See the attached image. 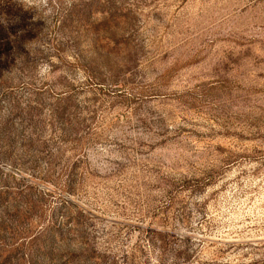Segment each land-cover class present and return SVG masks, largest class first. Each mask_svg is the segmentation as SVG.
Listing matches in <instances>:
<instances>
[{
    "label": "rangeland",
    "instance_id": "rangeland-1",
    "mask_svg": "<svg viewBox=\"0 0 264 264\" xmlns=\"http://www.w3.org/2000/svg\"><path fill=\"white\" fill-rule=\"evenodd\" d=\"M0 264H264V0H0Z\"/></svg>",
    "mask_w": 264,
    "mask_h": 264
}]
</instances>
